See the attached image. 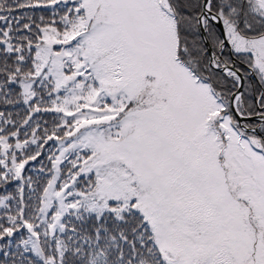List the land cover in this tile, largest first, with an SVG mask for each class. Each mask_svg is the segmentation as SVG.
<instances>
[{
  "label": "snow or ice",
  "instance_id": "6c2138e0",
  "mask_svg": "<svg viewBox=\"0 0 264 264\" xmlns=\"http://www.w3.org/2000/svg\"><path fill=\"white\" fill-rule=\"evenodd\" d=\"M0 241L264 264V0H0Z\"/></svg>",
  "mask_w": 264,
  "mask_h": 264
},
{
  "label": "trees",
  "instance_id": "16d2710c",
  "mask_svg": "<svg viewBox=\"0 0 264 264\" xmlns=\"http://www.w3.org/2000/svg\"><path fill=\"white\" fill-rule=\"evenodd\" d=\"M35 14H36L37 16H39V15H46V16H47V15H50V13H48V12H44V11H42V10H38ZM244 68H245V70H247V69H246V66H244ZM43 119H51V116H45V117H43ZM46 151H47V148H46ZM6 243H7V241H0V245L6 244ZM12 250H13V251L16 250V244H15V241H13V243H12ZM5 259L8 260V264H11L12 257H7V258H5V257H3L2 255H0V264H3V261H4Z\"/></svg>",
  "mask_w": 264,
  "mask_h": 264
}]
</instances>
